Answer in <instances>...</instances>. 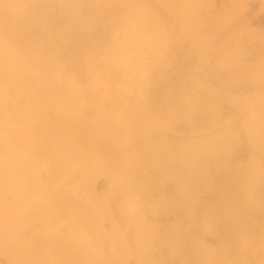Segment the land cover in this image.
Listing matches in <instances>:
<instances>
[{"label": "rangeland", "instance_id": "1", "mask_svg": "<svg viewBox=\"0 0 264 264\" xmlns=\"http://www.w3.org/2000/svg\"><path fill=\"white\" fill-rule=\"evenodd\" d=\"M30 96L116 168L47 176ZM75 188L96 226L58 217ZM64 236L84 264H264V0H0V264H58Z\"/></svg>", "mask_w": 264, "mask_h": 264}, {"label": "bare ground", "instance_id": "2", "mask_svg": "<svg viewBox=\"0 0 264 264\" xmlns=\"http://www.w3.org/2000/svg\"><path fill=\"white\" fill-rule=\"evenodd\" d=\"M143 14L148 21H151V24L154 23L155 19L150 12L145 11ZM140 21L141 20H138L137 22L140 23ZM140 27L141 25L136 23L133 28L135 35L140 33L138 31ZM30 98L35 107L42 109V112L37 114L38 116H36L35 124L33 126L34 146L31 148L33 149L31 150V153L38 154L40 157L48 160V166L50 167L46 170L47 176L50 175L55 178L61 167L69 159L72 160V158L78 159V162L86 167L89 174L109 175L112 170L116 168L117 164L113 159L109 158V148L106 149L100 144L97 135L93 134L94 129L91 128L88 122L74 117L67 118L61 114L64 112L62 108L64 105L62 104L53 107L47 105L36 96H30ZM24 164L26 165L27 162L25 161ZM28 183H30V180ZM73 192L75 193L74 196L78 198L76 199L77 201L69 198V196L61 194L59 198H62V200L56 202L55 209L60 213L58 217H69L75 228L90 225L93 218L96 220L98 217L99 219L100 216L108 212V204H106L104 200L92 198L85 204L81 202L83 191L80 188H75ZM33 199L35 198H32V200ZM50 218L54 219L52 215ZM93 222H91V224ZM93 224L96 226V221ZM96 232L97 231H95V233ZM100 237L101 234L98 238ZM53 241H55V244L53 245L57 248L56 253L52 258L54 263L84 264L82 263L80 255L74 251V248H70L71 243L69 237H56ZM43 244L44 243L41 241L40 237L37 234H34L28 239L26 248L30 253L36 252L35 250H38L42 246H46V244Z\"/></svg>", "mask_w": 264, "mask_h": 264}]
</instances>
